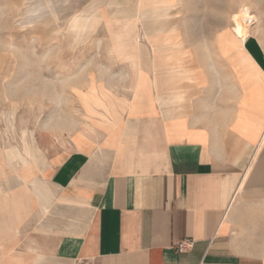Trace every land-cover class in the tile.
Returning a JSON list of instances; mask_svg holds the SVG:
<instances>
[{
    "label": "crops",
    "instance_id": "crops-1",
    "mask_svg": "<svg viewBox=\"0 0 264 264\" xmlns=\"http://www.w3.org/2000/svg\"><path fill=\"white\" fill-rule=\"evenodd\" d=\"M142 1L158 16L100 17L101 75L70 86L31 155L0 147V264H264V18L247 0L224 23L206 13L220 0ZM89 85L108 112L85 111Z\"/></svg>",
    "mask_w": 264,
    "mask_h": 264
},
{
    "label": "rangeland",
    "instance_id": "rangeland-1",
    "mask_svg": "<svg viewBox=\"0 0 264 264\" xmlns=\"http://www.w3.org/2000/svg\"><path fill=\"white\" fill-rule=\"evenodd\" d=\"M115 2L0 0V147H23L25 154L30 156L34 132L53 123L54 115L63 114L65 109L70 112L67 106L70 103V86L85 82L86 76L92 78L98 74V68L92 66L93 62L95 66L100 60L97 55L109 48L106 39H98V20L100 17L105 19V15L111 16L109 8ZM155 2L152 1L153 8L148 9L147 15L136 11V16H158L160 11L154 7L157 5ZM220 2L219 9L207 10L206 13L214 14L224 23L231 15L228 10L231 0ZM247 2L251 4L254 15L264 18V0ZM45 3L49 8L40 16L28 13L30 7ZM129 5L119 2L115 9H128ZM192 12L201 14L203 10ZM82 25L84 29L75 37L72 27ZM102 60L110 61L107 56ZM85 62L90 65L88 75L83 66ZM105 80L108 81L107 78ZM74 91L87 113L100 115L97 112L99 108L91 104L95 93L104 102L111 101L108 100L111 97L96 89L95 85Z\"/></svg>",
    "mask_w": 264,
    "mask_h": 264
},
{
    "label": "bare ground",
    "instance_id": "bare-ground-1",
    "mask_svg": "<svg viewBox=\"0 0 264 264\" xmlns=\"http://www.w3.org/2000/svg\"><path fill=\"white\" fill-rule=\"evenodd\" d=\"M127 3V4H133L136 3V11H140L143 15H147L148 9H144L145 3L142 0H116L114 5H112V8H109L111 16L105 15L106 22H109L112 18H117L119 15L124 17V15H127L124 10H118L115 9L116 5L118 6V3ZM150 5H153L151 3ZM125 6V5H124ZM151 7V6H150ZM49 7L45 3L44 5L38 4L37 6L30 7L28 13H32L35 16H40L45 10H47ZM125 13V14H124ZM137 19V18H136ZM231 27L233 33L237 36V38L240 40V43L243 44L245 40L249 37V34H252V27H251V18H250V9L246 6H242L239 11L231 16ZM73 24V23H72ZM82 26H74L72 27V32L74 33L75 37H77L78 33H80L83 30ZM143 35V34H142ZM145 40V39H144ZM94 105L96 108H103L105 111L108 112V107L106 106L104 100L100 95H97V102H95ZM247 170V169H246Z\"/></svg>",
    "mask_w": 264,
    "mask_h": 264
},
{
    "label": "built area",
    "instance_id": "built-area-1",
    "mask_svg": "<svg viewBox=\"0 0 264 264\" xmlns=\"http://www.w3.org/2000/svg\"><path fill=\"white\" fill-rule=\"evenodd\" d=\"M193 246V241L191 240H183L180 241L178 243H176L175 245V249L177 252H186L188 250H190Z\"/></svg>",
    "mask_w": 264,
    "mask_h": 264
}]
</instances>
